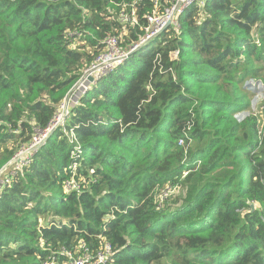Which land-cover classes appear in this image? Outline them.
<instances>
[{"label": "trees", "instance_id": "trees-1", "mask_svg": "<svg viewBox=\"0 0 264 264\" xmlns=\"http://www.w3.org/2000/svg\"><path fill=\"white\" fill-rule=\"evenodd\" d=\"M172 1L0 0V173L106 40L128 50ZM178 23L93 83L2 184L0 264H71L106 241L110 264H264V122L245 88L264 77V0H206ZM169 185L181 191L162 205Z\"/></svg>", "mask_w": 264, "mask_h": 264}, {"label": "built area", "instance_id": "built-area-1", "mask_svg": "<svg viewBox=\"0 0 264 264\" xmlns=\"http://www.w3.org/2000/svg\"><path fill=\"white\" fill-rule=\"evenodd\" d=\"M205 1L206 0H173L172 3L163 10H155L152 14L147 15L148 25L145 27V36L140 39L139 42L133 44L128 50L122 48L117 36H110L106 40L103 51L95 57L75 83L77 86H73L69 90L49 127L45 131L36 129L37 133L33 140L22 145L13 159L2 168L0 183L7 184L10 182L12 174L16 173L17 168L30 161L33 152L43 144L44 140L55 127H65V119L69 116L71 107L79 102L80 96L86 92L93 83L104 74L116 68V66L124 61L131 52L150 41V39L157 36L166 27L171 25L178 26V18L186 8L196 3L203 4ZM125 19L128 20L129 18L126 16ZM89 76L94 78V82L89 81ZM181 143H183V140H180V144ZM78 148L80 149V147ZM13 162L14 166L6 170ZM65 185L68 191L79 190L81 188L80 180L77 178L76 168H74L71 177L66 180ZM169 192L170 190L167 188L159 194V197L161 199L167 198ZM78 250L75 254L67 252L70 256L71 264H110L109 261L113 253V247L108 241L97 251H92L85 244H80Z\"/></svg>", "mask_w": 264, "mask_h": 264}, {"label": "rangeland", "instance_id": "rangeland-1", "mask_svg": "<svg viewBox=\"0 0 264 264\" xmlns=\"http://www.w3.org/2000/svg\"><path fill=\"white\" fill-rule=\"evenodd\" d=\"M261 79H262L261 82L259 80L252 82L250 86H245V88L250 92V94H251V91L253 92V96L250 95V101H251L250 113H252V115L254 114L258 116L260 121L264 122V77H261ZM252 80H257V79L253 78V79L248 80V82ZM243 113L244 112H240L238 114L240 116L239 118L243 117ZM13 166H14V162L10 164L6 170H8L9 168H12ZM0 179H1V175H0ZM168 189L170 190V192L168 193L167 198L161 199L158 196V200L162 205H165L166 203L171 202L172 199L176 197L177 195H179L181 191L179 187L173 186V185H169ZM164 190L165 189H163L161 192H163ZM41 220L44 221V218H42ZM45 264H59V263L55 261H48Z\"/></svg>", "mask_w": 264, "mask_h": 264}, {"label": "water", "instance_id": "water-1", "mask_svg": "<svg viewBox=\"0 0 264 264\" xmlns=\"http://www.w3.org/2000/svg\"><path fill=\"white\" fill-rule=\"evenodd\" d=\"M89 81H90V82H94V78H93L92 76H89ZM73 86H75V87H76V86H77V84H75V85H73ZM52 132H53V131H52ZM1 174H2V173H1ZM1 174H0V175H1Z\"/></svg>", "mask_w": 264, "mask_h": 264}, {"label": "clouds", "instance_id": "clouds-1", "mask_svg": "<svg viewBox=\"0 0 264 264\" xmlns=\"http://www.w3.org/2000/svg\"><path fill=\"white\" fill-rule=\"evenodd\" d=\"M91 86H92V85H91ZM91 86H90V87H91ZM1 187H3L2 183H0V188H1Z\"/></svg>", "mask_w": 264, "mask_h": 264}]
</instances>
